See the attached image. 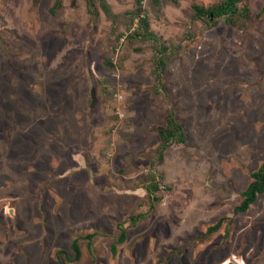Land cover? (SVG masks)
Returning <instances> with one entry per match:
<instances>
[{"label":"rangeland","instance_id":"obj_1","mask_svg":"<svg viewBox=\"0 0 264 264\" xmlns=\"http://www.w3.org/2000/svg\"><path fill=\"white\" fill-rule=\"evenodd\" d=\"M107 1L0 0V264H264V193L235 211L264 164V0L214 24L193 5L220 0H143L158 42ZM170 109L186 141L159 157Z\"/></svg>","mask_w":264,"mask_h":264},{"label":"trees","instance_id":"obj_2","mask_svg":"<svg viewBox=\"0 0 264 264\" xmlns=\"http://www.w3.org/2000/svg\"><path fill=\"white\" fill-rule=\"evenodd\" d=\"M86 1L87 8L89 12L93 15L97 16L99 14V11L97 9V2H99L100 6L108 17L112 19L116 18V14L112 11L111 6L107 0ZM174 1L176 2L178 0ZM61 3L62 0H56L54 8L59 7ZM136 4L137 8L131 11L132 21L136 23V26L129 33L128 38H138L142 40L149 39L158 42L155 33L151 30L150 18L148 16L147 10L143 5V0H136ZM193 9L200 18H204L205 21L213 24L217 23L222 18L229 23H235L236 15L248 16L250 13V7L247 4V0H220L218 3L207 7L200 4H194ZM157 51L158 55L156 57V81L157 87L158 89H160L162 87V70L166 67V55L169 51V47L160 43L158 45ZM160 137L161 149L159 157L163 155V150L165 149V146L170 139L172 140V142L177 143L186 141V134L184 128L177 119L175 112L172 109H170L167 114L165 127L160 130ZM252 177V181L242 193V201L235 207L236 212H246L250 208V206L257 200L259 194L264 193V164L253 173ZM162 179V174L153 170V173H151V177L149 178V181H147L146 184V190L148 196L151 199V202L158 201L161 198L158 195V191L162 188ZM164 188L167 190H171V187L169 185H164ZM152 204L153 203H151V206H153ZM136 219V215L131 216L132 222H136ZM223 220L224 219H220L214 225L210 226L207 229V233H212L218 230ZM118 226L121 229V233L117 240L112 243L113 252H115L117 249V243L124 241L127 237L126 229L123 226V223H119ZM93 236L94 234L86 235V237L89 239V246L92 245ZM71 247L75 251V257L79 258L81 254L79 237H75L72 240Z\"/></svg>","mask_w":264,"mask_h":264},{"label":"bare ground","instance_id":"obj_3","mask_svg":"<svg viewBox=\"0 0 264 264\" xmlns=\"http://www.w3.org/2000/svg\"><path fill=\"white\" fill-rule=\"evenodd\" d=\"M230 260L226 261L224 264H227ZM237 264H245V261L243 259H240L238 262L236 261Z\"/></svg>","mask_w":264,"mask_h":264},{"label":"water","instance_id":"obj_4","mask_svg":"<svg viewBox=\"0 0 264 264\" xmlns=\"http://www.w3.org/2000/svg\"><path fill=\"white\" fill-rule=\"evenodd\" d=\"M227 264H237L235 261H229Z\"/></svg>","mask_w":264,"mask_h":264}]
</instances>
